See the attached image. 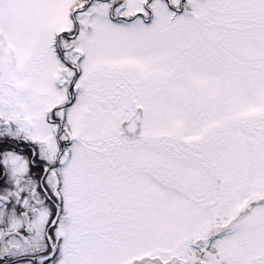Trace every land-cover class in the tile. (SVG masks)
Returning a JSON list of instances; mask_svg holds the SVG:
<instances>
[{
    "label": "snow or ice",
    "instance_id": "obj_1",
    "mask_svg": "<svg viewBox=\"0 0 264 264\" xmlns=\"http://www.w3.org/2000/svg\"><path fill=\"white\" fill-rule=\"evenodd\" d=\"M0 264H264V0H0Z\"/></svg>",
    "mask_w": 264,
    "mask_h": 264
}]
</instances>
